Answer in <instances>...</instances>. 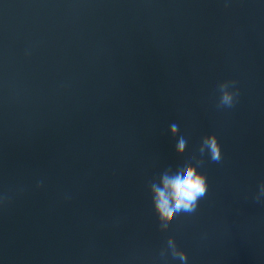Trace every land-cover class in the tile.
Listing matches in <instances>:
<instances>
[{
	"label": "water",
	"instance_id": "water-1",
	"mask_svg": "<svg viewBox=\"0 0 264 264\" xmlns=\"http://www.w3.org/2000/svg\"><path fill=\"white\" fill-rule=\"evenodd\" d=\"M0 264H264V0H0Z\"/></svg>",
	"mask_w": 264,
	"mask_h": 264
},
{
	"label": "clouds",
	"instance_id": "clouds-1",
	"mask_svg": "<svg viewBox=\"0 0 264 264\" xmlns=\"http://www.w3.org/2000/svg\"><path fill=\"white\" fill-rule=\"evenodd\" d=\"M220 102L223 105H231L233 93L228 86H221ZM174 115L179 116L178 112ZM179 137L183 140L187 135V127L181 125ZM204 143L207 145L209 153L213 159L221 156L219 142L214 133H209ZM155 188L161 205L172 212L179 213L192 212L197 206V200L207 191V180L203 172L186 157L181 156L175 160H166L162 170L155 173ZM181 259L185 254L179 253Z\"/></svg>",
	"mask_w": 264,
	"mask_h": 264
}]
</instances>
